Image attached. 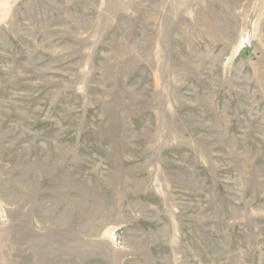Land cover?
Masks as SVG:
<instances>
[{
  "label": "rangeland",
  "instance_id": "rangeland-1",
  "mask_svg": "<svg viewBox=\"0 0 264 264\" xmlns=\"http://www.w3.org/2000/svg\"><path fill=\"white\" fill-rule=\"evenodd\" d=\"M0 264H264V0H0Z\"/></svg>",
  "mask_w": 264,
  "mask_h": 264
}]
</instances>
